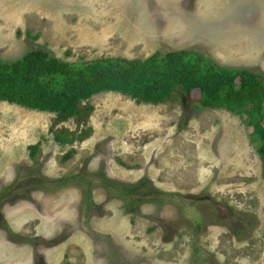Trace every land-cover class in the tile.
<instances>
[{
    "label": "rangeland",
    "instance_id": "1",
    "mask_svg": "<svg viewBox=\"0 0 264 264\" xmlns=\"http://www.w3.org/2000/svg\"><path fill=\"white\" fill-rule=\"evenodd\" d=\"M36 47L67 61L195 49L264 76V0H0V59ZM197 97L102 92L81 125L0 102V264H264V161L239 115ZM61 127L92 131L63 146Z\"/></svg>",
    "mask_w": 264,
    "mask_h": 264
},
{
    "label": "trees",
    "instance_id": "2",
    "mask_svg": "<svg viewBox=\"0 0 264 264\" xmlns=\"http://www.w3.org/2000/svg\"><path fill=\"white\" fill-rule=\"evenodd\" d=\"M102 92H118L156 105L196 93L202 107L239 115L251 129V139L264 161V76L260 73L221 65L195 49H160L146 58L67 61L36 47L15 60L0 59V102L54 113L58 123L75 119L78 125L86 124L94 110L90 99ZM90 131L89 127H61L52 132L54 140L66 146L84 141ZM38 147L39 143L29 146L32 156ZM74 151L66 152L63 159H70ZM102 179L109 187L116 183L125 189L133 187V196L142 193L143 199L162 194L149 178L137 183L118 182L107 175Z\"/></svg>",
    "mask_w": 264,
    "mask_h": 264
}]
</instances>
